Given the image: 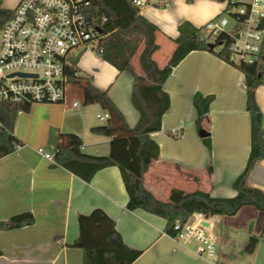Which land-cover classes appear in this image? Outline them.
<instances>
[{
  "label": "crops",
  "instance_id": "1",
  "mask_svg": "<svg viewBox=\"0 0 264 264\" xmlns=\"http://www.w3.org/2000/svg\"><path fill=\"white\" fill-rule=\"evenodd\" d=\"M138 1L145 3L141 16L158 29L159 49L152 59L159 68L167 65L175 51L182 24L203 28L226 9V0ZM80 54L77 67L81 76L106 92L128 125L135 128L140 114L132 104V75L120 73L92 49ZM134 71L147 78L141 67ZM163 91L170 97V108L162 118V130L150 136L159 146L160 156L144 176L145 189L163 202L175 189L235 198L233 183L246 169L251 153L244 74L210 52L194 51L173 69ZM196 95L213 98L208 119L202 124L209 133L210 148L195 126ZM256 102L264 115V85L256 90ZM105 114L99 105L85 107L82 103L77 108L34 104L29 113L18 114L14 136L22 146L0 160V222L29 212L35 223L0 232V264H83L82 251L70 245L79 236L78 217L96 209L115 221L129 248L142 252L133 264H264V238H260L264 213L254 207H243L235 215L247 213L248 223L217 217V224L224 229L217 235L216 260L207 262L166 234L165 219L142 210L128 211L129 197L118 167L101 170L86 183L63 168L52 167L53 163L38 153L40 148L52 153L50 136L62 133L78 136L83 141L82 153L108 156L111 138L91 132L106 125L108 119H98ZM248 184L264 191V159L256 163ZM238 224L239 230L235 229ZM235 230L240 239H235ZM252 237L260 242L249 254L246 247Z\"/></svg>",
  "mask_w": 264,
  "mask_h": 264
},
{
  "label": "trees",
  "instance_id": "2",
  "mask_svg": "<svg viewBox=\"0 0 264 264\" xmlns=\"http://www.w3.org/2000/svg\"><path fill=\"white\" fill-rule=\"evenodd\" d=\"M170 2V0H167ZM194 0H187L192 3ZM85 17L97 31L96 51L107 63L120 73L132 75L134 84L132 104L140 114L138 125L131 128L124 115L111 101L106 92L94 88L91 82L81 76L77 67L78 58L73 60L67 72L75 92L71 101L80 99L83 106L99 105L109 114L104 126L91 130L93 134L111 138L110 154L95 157L82 153L83 141L72 134H52L49 148L54 155L52 167L67 170L86 183H90L101 170L116 166L129 197L128 211L142 210L167 221L166 234L175 236V222L185 220L194 213L208 217H233L243 207H254L264 213V191L248 184L249 176L256 163L264 159V115L256 102V90L264 85V54L251 63L235 64L230 59L229 35L221 33L212 36L204 27L196 29L182 24L179 37L174 41L176 49L169 62L159 68L152 56L158 51L157 27L141 16V9L134 0H88ZM10 13L6 18H11ZM264 28V22L262 24ZM141 49L139 63L146 77L137 75L132 59ZM207 51L233 66L245 76L247 111L251 117V153L244 172L233 183L237 195L232 199L213 198L209 193L197 191L185 193L172 190L167 202L156 199L144 187V176L152 162L159 160V146L151 134L162 130V118L170 108V97L163 91V85L173 69L191 52ZM212 97H194L197 111L195 122L198 131L208 119ZM30 103L0 102V160L14 154L22 143L14 136L19 113H29ZM208 145L209 138H204ZM32 213H22L0 222V232L34 225ZM79 236L70 245L83 253V264H133L142 254L129 248L116 228V223L103 210L96 209L89 215L78 217ZM260 238H264V227ZM260 238H250L246 252L253 253Z\"/></svg>",
  "mask_w": 264,
  "mask_h": 264
},
{
  "label": "built area",
  "instance_id": "3",
  "mask_svg": "<svg viewBox=\"0 0 264 264\" xmlns=\"http://www.w3.org/2000/svg\"><path fill=\"white\" fill-rule=\"evenodd\" d=\"M134 4L145 5L138 0ZM88 5V0H21L9 10L0 0V102L80 107L79 100L71 101L76 90L67 72L80 52L98 53L97 31L85 17ZM263 22L264 0H226L225 12L204 29L212 36L229 35L231 61L251 64L264 54ZM98 119H109V114ZM38 153L54 162L53 153L44 148ZM217 217L194 213L176 221L175 236L170 237L196 257L213 262L218 253Z\"/></svg>",
  "mask_w": 264,
  "mask_h": 264
},
{
  "label": "rangeland",
  "instance_id": "4",
  "mask_svg": "<svg viewBox=\"0 0 264 264\" xmlns=\"http://www.w3.org/2000/svg\"><path fill=\"white\" fill-rule=\"evenodd\" d=\"M21 2V0H3V4L5 6V8L9 9V10H14L18 4ZM166 52V49L164 48L162 53L164 54ZM141 53V49L139 50V52L134 56V58L132 59V66L135 69H139L140 66V63H139V55ZM80 55L81 54H78V59L80 58ZM159 60H161V57L159 58ZM159 62V61H158ZM249 215L247 213H242L240 214L239 216L235 217H230V219H233L232 221H236L237 223H240L241 221H246L248 218ZM246 223H248V221H246ZM217 228H216V234L219 236V234L221 233L222 229H224L223 225L222 224H217L216 225ZM235 229L239 230L240 229V224H238L237 226H235ZM236 231V230H235ZM236 237L235 239H240L239 237V232L236 231V235L234 236ZM237 241V240H236Z\"/></svg>",
  "mask_w": 264,
  "mask_h": 264
},
{
  "label": "water",
  "instance_id": "5",
  "mask_svg": "<svg viewBox=\"0 0 264 264\" xmlns=\"http://www.w3.org/2000/svg\"><path fill=\"white\" fill-rule=\"evenodd\" d=\"M199 136L201 138H207L209 136V133L206 130L202 129L199 131Z\"/></svg>",
  "mask_w": 264,
  "mask_h": 264
}]
</instances>
